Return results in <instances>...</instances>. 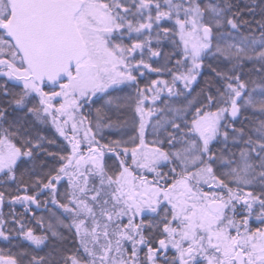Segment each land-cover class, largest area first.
I'll return each instance as SVG.
<instances>
[{"label":"snow or ice","instance_id":"6c2138e0","mask_svg":"<svg viewBox=\"0 0 264 264\" xmlns=\"http://www.w3.org/2000/svg\"><path fill=\"white\" fill-rule=\"evenodd\" d=\"M0 264H264V0H0Z\"/></svg>","mask_w":264,"mask_h":264}]
</instances>
